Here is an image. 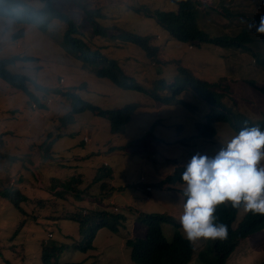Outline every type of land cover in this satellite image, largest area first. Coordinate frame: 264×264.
Segmentation results:
<instances>
[{
	"label": "rangeland",
	"instance_id": "1",
	"mask_svg": "<svg viewBox=\"0 0 264 264\" xmlns=\"http://www.w3.org/2000/svg\"><path fill=\"white\" fill-rule=\"evenodd\" d=\"M89 1L101 14L94 25L83 19L82 9L72 0H54L55 7L71 18L73 15L78 24L81 43L76 47L64 41L66 28L60 22L50 24L47 32L24 26L25 35L14 40L19 26L12 19L17 14L10 11L13 18H0V59L14 55L36 57V62L18 63L13 72L26 75L50 90L46 93L31 87V100L30 95L15 92L0 79V153L23 157L1 161L0 178L6 188L15 179L19 187H25V195L38 199L48 197L47 189L57 188L59 181L69 179L73 168H80V178L85 184L110 173L111 177H106L104 182L106 190L112 189V198L107 200L104 193V202L115 203L119 212L115 213L109 206L97 208L98 212L108 211L109 216L102 212L105 225L95 232V237L89 227L79 234V224L49 216L31 221L23 239L21 234L20 238L14 235L22 216L10 202L0 198V264H43L41 246L47 245L66 246L57 258L59 264H139L132 258L127 242L146 238L145 216L161 218L168 240L172 241L178 233L184 237L179 217L185 202V186L166 183V179L179 175L197 153L214 156L238 134L242 128H237L240 119L247 118L264 131V94L259 91L264 88V66L257 62L264 52L200 42L186 44L173 39L154 16L149 18L145 12L150 9L165 12L173 7L170 0ZM198 1L201 10L208 4L211 11L197 20L198 29L212 38L235 37L244 29L255 31V16H264V0H219L220 7L218 0ZM127 34L151 37V44L162 49L158 65ZM257 47L264 49L262 36ZM107 61H115L132 83L119 87L100 78L98 73ZM178 64L190 68L198 78L218 84L214 88L218 107L204 101L192 87L176 89ZM60 79H64L63 85ZM47 99L53 101L50 106L46 105ZM33 103L37 110L32 108ZM83 103L102 110L130 106L135 110L125 133L112 134L110 121L83 109ZM75 111L78 113L74 114ZM221 117L229 118L230 122L222 121ZM200 125H210L214 136H198ZM49 131L55 136H66L53 146L51 165L40 166L43 160L37 148ZM85 136L91 139L90 143H84ZM56 161L66 167L54 164ZM104 162L109 166L105 167ZM141 177L146 181L142 182ZM147 184L153 188L149 201L145 198ZM100 186L91 183L89 193L98 195ZM73 202L69 206L63 201V207H71L68 212L73 214H81L85 208L90 216L89 203L82 198ZM36 205L23 204L26 212ZM246 214L239 210L233 228H237ZM13 238L12 244L8 240ZM193 247L189 264H207L201 258L202 252L216 257L210 250L211 241ZM263 261L264 229L233 246L226 264H262Z\"/></svg>",
	"mask_w": 264,
	"mask_h": 264
},
{
	"label": "trees",
	"instance_id": "2",
	"mask_svg": "<svg viewBox=\"0 0 264 264\" xmlns=\"http://www.w3.org/2000/svg\"><path fill=\"white\" fill-rule=\"evenodd\" d=\"M72 1L82 9L83 19L86 22L94 25L97 23V20L101 18L100 11L98 9H94L91 1ZM170 1L172 2L173 7L165 12L151 9L145 10V12L149 18L150 16H154L157 20V23L165 28L170 37L173 39L186 44L194 42L211 43L217 47L239 48L245 51L264 52V49L259 50L257 47V44L259 45V37L262 36L263 41L264 34L259 36L250 35L245 31L246 29H244L243 32L238 34L236 37L223 36L210 38L211 35L205 34L198 29L197 20L201 18V15L199 10L196 8V5L193 4L191 0ZM60 4L62 3L59 2L58 5L60 6ZM141 8L137 9V11H140ZM10 11H15L17 16L15 15L14 18L9 16ZM5 17L10 19L13 18L12 20L19 26L15 35L13 36L14 40L25 35L23 30L24 26L37 27L47 32L50 24L53 22H60L64 24L66 28L65 33L62 35L64 41L71 43L74 45V47L81 43V39H78L80 33L78 32V24L75 22L74 16L72 15L71 18L66 13L59 11L54 5V0H0V18ZM127 35L134 44L145 51L146 55L150 57L153 63L158 64L161 61L162 49L151 44V37H140L133 34ZM260 52H256L257 55ZM257 55L255 59H257ZM36 61V57H24L19 55H14L6 59H0V79L6 83V86L16 90L15 92L18 91L23 92L26 95H30L31 100H33V95L30 91L31 87L48 93L50 91L48 88L39 86L30 77L13 72V68L15 69L18 63ZM257 62H261V64L264 66V57L260 60L257 59ZM177 67L178 77L174 83L177 90L182 91L185 87H192L194 91L199 93L204 101L208 102L209 104H214L218 107L219 102L217 99V94L214 91V88L218 84L210 83L207 80L198 78L190 68L182 66L181 64H178ZM98 76L100 78L107 79L119 87H127L129 83H132V79L122 73V71L117 67L115 61H107L106 66L99 71ZM126 81L128 84L125 83ZM259 91L264 94V88H260ZM82 108L96 112L99 116L107 118L111 124L112 134L125 133V126L131 121L132 114L135 110L134 106L126 107L122 110H102L86 103H83ZM12 112L14 113V111ZM73 112L74 111L72 110L71 114H73ZM77 113L78 112L75 111L74 114ZM221 120L224 122H230L229 118L221 117ZM245 126L251 127L254 125L247 118L240 119V125L237 128H243ZM242 128L238 129V132ZM197 129L199 130L198 136L200 137L212 138L214 136V130L210 125H200ZM3 134L7 135L5 132ZM52 134L53 132L51 133L50 137ZM0 136H2V134H0ZM60 137L61 136H56L52 141L44 143V161L52 158V148ZM0 149H2V147H0ZM6 159L15 161L16 157L10 156L9 154H0V162L1 160ZM183 171L184 170H182L179 175L168 177L165 182L171 184H176L177 182L184 184L182 181ZM81 175L82 172H78L76 176H73L70 179L59 181L57 188L51 187L47 189V191H49L48 197H37L38 199H30V197L25 195L21 190L11 187H4L3 178H0V198L10 202L23 219L19 223L14 235L20 238L19 234H21L23 235L24 239L28 229L31 227V221L34 222L40 217L47 219L54 217L56 219L73 221L77 225L79 224L81 227L80 234L84 232L86 227H89L92 231V236H95V232L99 230L100 227L103 228L105 225L104 221L101 219L102 212L104 213V216L108 217V211L102 210L98 212L96 209L92 210L90 212V216H88L87 214H84L85 208H83L81 214H73L68 212V210H71V207L68 208L66 205L63 207V201L68 202V205L72 206L74 199L94 196V194H90L88 191L90 184L92 183L95 185V183H101L106 177H111V174L107 173L105 176L101 175L94 177L95 182H88L86 184L81 181ZM93 176H95V174H93ZM89 181H91V179ZM62 186L64 188H62ZM106 186V183H101L100 189L106 190ZM97 189L99 190L98 187ZM97 198L98 197L94 198L92 202L96 203ZM31 202L37 203V205L26 212L23 204H28ZM30 211L31 213L28 214ZM238 212L239 210L232 209L230 206H219L217 208L215 214L219 217L218 222L227 225L228 236L227 239L223 241L217 240L215 242H211L210 250L215 253V258H212L205 252L201 253V258L208 262L207 264H226V260L232 253L233 246L238 244V242L245 237L264 229V216L253 215L251 213H247L243 220L238 224L237 228H233ZM144 221L148 228L146 238L136 241L130 240L127 242V245L131 248L132 258H134L139 264L190 263L194 253V247L181 234H175L174 239L170 241L164 234V230L162 228L163 221L160 217L155 215H147L144 217ZM52 236L50 238H52ZM18 238H15V241ZM8 241L13 244L14 238ZM41 247L43 264H59L57 263V258L60 256V252L66 246H62L60 248L50 245ZM262 264H264V261Z\"/></svg>",
	"mask_w": 264,
	"mask_h": 264
},
{
	"label": "clouds",
	"instance_id": "3",
	"mask_svg": "<svg viewBox=\"0 0 264 264\" xmlns=\"http://www.w3.org/2000/svg\"><path fill=\"white\" fill-rule=\"evenodd\" d=\"M191 1L199 10L201 18L207 13H211L207 9L208 4H206L207 6L204 10H201L198 0ZM220 3L218 0V6ZM215 7L212 6V8ZM224 9L222 10L225 11ZM225 12L227 13V11ZM255 21L257 22L255 26L256 30L251 32L250 30L245 31L255 36L264 34V16H255ZM210 38L212 37L210 36ZM192 47L190 45L189 49H192ZM64 83V79H60V84L63 85ZM52 102V99H47L46 105L50 106ZM34 105L35 107H33ZM32 108L37 110L38 106L33 103ZM52 132L49 131L44 134L42 145L37 148L43 160L40 166H50V161H53V158L47 159V161L43 159L45 152L43 149L44 143H48L56 137L54 132L53 137H50ZM57 136H61L60 138H62L65 135L59 134ZM83 141L88 144L91 142V139L85 136ZM29 151L30 149L25 153L27 154ZM51 153L53 155V151ZM16 158L23 157L16 156ZM54 164H59V162L56 161ZM103 165L105 167L109 166L106 162ZM141 181L145 182L146 180L144 177H141ZM182 181L185 186L183 195L186 197V200L183 204V212L179 217V224L184 238L193 246H198L201 242H215L227 239L228 227L224 223L218 222L219 217L215 214L219 206H230L232 209L243 210L245 213L264 216V131L258 125L245 126L238 134H234L214 156L209 157L208 155L199 153L195 154L184 167ZM16 182L15 179H11L9 187L13 188ZM103 182L104 180L101 183ZM101 183H95V185ZM16 186L21 191L25 188L19 187L18 182ZM99 190L98 195H94L98 198L96 203L93 202L90 212L95 210L94 206L102 205L103 207H112L113 211L118 213L119 208L115 203L108 205L104 202V193H106V198L109 200L112 198V189L103 191L99 187ZM145 191L147 193L145 198L149 201L151 199L150 194L153 192L152 186L145 185ZM87 213L85 209L84 214ZM20 222L18 221V223ZM49 236L51 237V235Z\"/></svg>",
	"mask_w": 264,
	"mask_h": 264
},
{
	"label": "crops",
	"instance_id": "4",
	"mask_svg": "<svg viewBox=\"0 0 264 264\" xmlns=\"http://www.w3.org/2000/svg\"><path fill=\"white\" fill-rule=\"evenodd\" d=\"M66 136V135H65ZM64 137V136H63ZM61 139V138H60ZM64 146H61V149L62 150H64V148H63ZM37 166V165H36ZM58 166H60V167H62V168H65L66 167V165H60V164H58ZM86 168H88L89 170H90V166L89 165H87V167ZM78 172H81V170H80V168H73L72 169V174L70 175V177H69V179L70 178H72L73 176H76L77 175V173ZM66 179H68V178H66ZM65 179V180H66ZM44 180V179H43ZM42 181V179L40 180V182ZM95 197H97V196H89V197H87V198H85V201L87 202V203H89L91 206L93 205V199L95 198ZM90 208V207H89ZM95 210L98 208V209H104L103 208V206L101 205H97V207L96 206H94L93 207ZM79 234H80V230H79Z\"/></svg>",
	"mask_w": 264,
	"mask_h": 264
},
{
	"label": "built area",
	"instance_id": "5",
	"mask_svg": "<svg viewBox=\"0 0 264 264\" xmlns=\"http://www.w3.org/2000/svg\"><path fill=\"white\" fill-rule=\"evenodd\" d=\"M33 107H35V105Z\"/></svg>",
	"mask_w": 264,
	"mask_h": 264
}]
</instances>
